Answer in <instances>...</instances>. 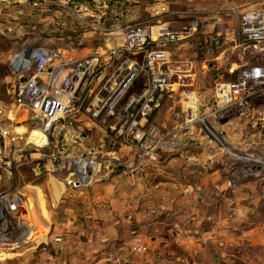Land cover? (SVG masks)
Masks as SVG:
<instances>
[{
	"label": "built area",
	"instance_id": "1",
	"mask_svg": "<svg viewBox=\"0 0 264 264\" xmlns=\"http://www.w3.org/2000/svg\"><path fill=\"white\" fill-rule=\"evenodd\" d=\"M4 2L0 0V5ZM47 2L76 14L85 32L99 31L109 36L86 57L64 58L59 46L45 45L11 61L18 78L16 102L43 121L37 130L43 139H26L25 144L37 147L53 170L63 172L68 186H87L103 168L122 165L121 146L141 159L155 160L161 151L179 147L181 129L192 132L196 126L203 127L209 141L234 160L237 177L264 173V7L252 4L245 8L237 31L214 18L211 35L197 38L204 20L193 11L150 16L166 17L164 21H133L118 10L120 4L125 5L122 0ZM108 16H112L110 22H106ZM228 30L237 32L240 38L236 77L230 83L221 82L215 101L204 105L190 85V76L175 70L172 53L174 47L184 43L210 55L212 49L223 46V32ZM22 77H26L24 82ZM166 98L173 101L172 120H181V127L170 130L150 120ZM2 114L5 111L0 108ZM78 115L88 116L96 125L112 127V134L99 145L85 147V135L68 130L66 125L67 118ZM236 119L246 124L250 135L230 145L216 125L231 124ZM56 123L61 125L54 132ZM20 130L12 124L2 126L0 140L16 141L22 136ZM52 144L54 151L47 152ZM5 170L11 173L10 168ZM185 193H189L188 188ZM23 200L18 188L0 192V250L24 244L14 238L23 229L18 219ZM133 250L140 254L143 248L137 245ZM123 264L134 263L126 260Z\"/></svg>",
	"mask_w": 264,
	"mask_h": 264
},
{
	"label": "crops",
	"instance_id": "2",
	"mask_svg": "<svg viewBox=\"0 0 264 264\" xmlns=\"http://www.w3.org/2000/svg\"><path fill=\"white\" fill-rule=\"evenodd\" d=\"M44 1L29 3L38 2L39 10L45 12L56 10ZM122 1L125 5L120 4L118 10L126 18L128 1L136 3V15L142 4H146L148 17L181 12L170 5L179 0ZM61 25L68 26L64 19ZM77 27L70 28L75 34H70L67 43L58 45L64 58H79L72 49L89 39L87 32L94 33ZM173 63L179 74L193 79L192 66ZM173 107L171 98H166L150 120L170 130L181 127V120H172ZM235 129L233 123L222 125L220 133L239 144L240 133L236 138L229 133ZM22 137L0 140V192L18 188L24 197L18 217L23 229L14 236L24 244L0 250V255L8 256L4 260L38 256V264H123L126 260L134 264H225L242 259L245 264H264V210L257 211L264 209V173L258 182L236 175L231 182L224 180L217 166L226 155L209 141L203 127L196 126L192 132L181 129L179 147L161 151L155 160L141 159L121 146L122 165L103 168L95 181L79 188L68 186L63 172L53 170L40 150L27 153L30 146ZM33 137L41 135L36 132ZM35 161L34 179L28 184L16 182L17 175L25 179L23 167ZM229 187L234 214L227 218L222 205ZM137 245L143 248L140 254L133 250Z\"/></svg>",
	"mask_w": 264,
	"mask_h": 264
},
{
	"label": "rangeland",
	"instance_id": "3",
	"mask_svg": "<svg viewBox=\"0 0 264 264\" xmlns=\"http://www.w3.org/2000/svg\"><path fill=\"white\" fill-rule=\"evenodd\" d=\"M34 0H17L14 3L5 2V5L0 6V106L4 111L10 112L12 120L7 119V113L0 115V126L12 124L22 130V138L25 141L29 139L33 140V135L37 130L43 126V121L36 120V114L21 107L15 100V88L18 84V78L14 74L11 68V61L17 55L30 54L35 48L40 46H53L57 47L67 43L70 34H75L70 31L71 27L78 26V18L76 14L68 12L62 6L54 5V9L48 12L39 10V6L31 5L29 2ZM158 3L152 2L151 4ZM44 4V3H43ZM258 4L260 7H264V0H179L173 2L171 8L181 12L193 11L204 20L199 28L197 38H204L210 34L212 28V21L214 18H218L224 26L228 28H239L241 13L249 5ZM136 3L127 2L128 6V20H166V17H148V13L145 11L146 4L137 6L139 10L138 15L134 12ZM44 10V9H43ZM53 12V13H52ZM78 15H83L82 12H78ZM64 19L68 26L61 25V21ZM66 27V28H64ZM78 28V27H77ZM93 32V31H91ZM69 33V34H68ZM76 36V35H75ZM90 36V37H89ZM86 37H89L84 44H78L75 49H72L78 57L85 56L92 51L97 42H103L109 36L104 33L95 31L94 33L87 32ZM113 39V38H112ZM223 46L221 48H214L211 50L210 57L204 50H201L196 45L181 43L174 47L172 60L174 62H181L183 64H189L192 66L193 79L190 81L192 88L198 94L202 104L207 105L215 101L216 92L221 82L230 83L235 80L236 71L235 66L239 64V51L237 48V41L240 40L237 32L225 31L222 36ZM84 42V41H83ZM91 54V53H90ZM231 64L229 67L228 65ZM180 75H183L180 73ZM136 87V86H135ZM135 88H132L134 90ZM130 90V92L132 91ZM83 118V119H80ZM74 123V124H72ZM92 122L88 116H72L67 118L66 125L68 130L81 132L83 136V142L85 147L99 145L105 138L112 134V127L105 128L101 126V129H96L92 126ZM235 131L229 132L232 137L236 138L240 133L238 142H243V139L247 138L249 130L244 122L241 120H233ZM91 124V125H90ZM61 123H56L54 132L60 127ZM217 129H222V126L216 125ZM228 130V129H227ZM39 133V132H37ZM42 139V138H41ZM57 140L54 134V142ZM230 145L234 143L228 140ZM54 145H50L47 152H53ZM39 153L37 147L30 145L27 153ZM38 154H34V157H38ZM226 160V161H225ZM35 161L25 168L24 177H15V181L19 184H26L32 181L33 171L32 168L37 167ZM223 164L218 165L223 171L224 180L234 179L233 164L234 160L231 157H225ZM22 169V171H23ZM259 176H245L241 179H252L258 182ZM24 179V180H23ZM15 182V183H16ZM261 183V182H260ZM225 195V196H224ZM232 192L229 187L226 194H223L222 213L225 217L230 218L234 214L232 206H230L229 199ZM264 209L259 208L257 211L262 213ZM242 226H246L244 223ZM229 252L231 248L229 247ZM7 255H0V264H38L35 256L33 259L25 260L23 257L6 259ZM11 257V256H9ZM245 264L242 259L234 260L232 262H225V264Z\"/></svg>",
	"mask_w": 264,
	"mask_h": 264
},
{
	"label": "trees",
	"instance_id": "4",
	"mask_svg": "<svg viewBox=\"0 0 264 264\" xmlns=\"http://www.w3.org/2000/svg\"><path fill=\"white\" fill-rule=\"evenodd\" d=\"M76 1H86V0H76ZM112 19V16H108L106 22H110Z\"/></svg>",
	"mask_w": 264,
	"mask_h": 264
},
{
	"label": "water",
	"instance_id": "5",
	"mask_svg": "<svg viewBox=\"0 0 264 264\" xmlns=\"http://www.w3.org/2000/svg\"><path fill=\"white\" fill-rule=\"evenodd\" d=\"M21 80L24 82L26 80V77H22ZM35 119L38 120V116H35Z\"/></svg>",
	"mask_w": 264,
	"mask_h": 264
},
{
	"label": "bare ground",
	"instance_id": "6",
	"mask_svg": "<svg viewBox=\"0 0 264 264\" xmlns=\"http://www.w3.org/2000/svg\"><path fill=\"white\" fill-rule=\"evenodd\" d=\"M41 135V134H40ZM43 136L41 135V138H42ZM43 139V138H42Z\"/></svg>",
	"mask_w": 264,
	"mask_h": 264
}]
</instances>
